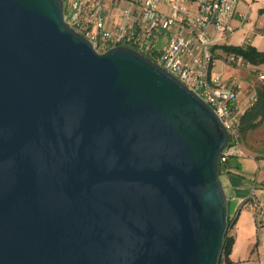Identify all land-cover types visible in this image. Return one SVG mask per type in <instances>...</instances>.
Wrapping results in <instances>:
<instances>
[{
	"label": "water",
	"instance_id": "95a60500",
	"mask_svg": "<svg viewBox=\"0 0 264 264\" xmlns=\"http://www.w3.org/2000/svg\"><path fill=\"white\" fill-rule=\"evenodd\" d=\"M227 142L166 69L97 52L63 0H0V264H218Z\"/></svg>",
	"mask_w": 264,
	"mask_h": 264
},
{
	"label": "built area",
	"instance_id": "2783aa9c",
	"mask_svg": "<svg viewBox=\"0 0 264 264\" xmlns=\"http://www.w3.org/2000/svg\"><path fill=\"white\" fill-rule=\"evenodd\" d=\"M238 0H63L64 18L93 48L103 53L126 46L148 57L194 91L221 119L228 142L219 163L243 154L241 119L247 108L237 103L239 78L223 81L213 69L216 36L233 32ZM214 29V35L210 33ZM161 45L158 47V45ZM229 64L243 65L229 54ZM257 77L264 79L262 72ZM257 98L252 95L250 108ZM256 210L259 204L246 201Z\"/></svg>",
	"mask_w": 264,
	"mask_h": 264
},
{
	"label": "crops",
	"instance_id": "0c3cea01",
	"mask_svg": "<svg viewBox=\"0 0 264 264\" xmlns=\"http://www.w3.org/2000/svg\"><path fill=\"white\" fill-rule=\"evenodd\" d=\"M232 25V33L216 36L213 52L217 60L213 71L219 73L223 81L233 77L240 79L242 88L237 103L248 110L250 97L257 98V89L264 84V79L257 77V71L264 75V64H229L225 61L229 54L223 47L250 46L264 51V0H238ZM210 33L214 35L213 27ZM241 146L243 154L229 158L220 170L231 223L228 231L234 238L230 259L234 264H264V119L242 134ZM231 201L236 208L232 219ZM246 201L257 203L259 207L248 209L244 205Z\"/></svg>",
	"mask_w": 264,
	"mask_h": 264
},
{
	"label": "trees",
	"instance_id": "16d2710c",
	"mask_svg": "<svg viewBox=\"0 0 264 264\" xmlns=\"http://www.w3.org/2000/svg\"><path fill=\"white\" fill-rule=\"evenodd\" d=\"M223 50L227 54H233L241 56L245 62L250 64H264V51L259 52L250 46L239 47H223ZM264 119V84L257 89V100L253 106H251L243 115L241 119V133L244 134L247 131L257 127ZM228 161V160H227ZM226 161V162H227ZM225 162V163H226ZM225 163H219V175L222 165ZM231 223L228 216V228L224 235L222 251L219 257L218 264H234L230 259V253L233 246L234 238L229 234V227Z\"/></svg>",
	"mask_w": 264,
	"mask_h": 264
},
{
	"label": "rangeland",
	"instance_id": "374dc122",
	"mask_svg": "<svg viewBox=\"0 0 264 264\" xmlns=\"http://www.w3.org/2000/svg\"><path fill=\"white\" fill-rule=\"evenodd\" d=\"M161 45L159 44L158 47H160ZM236 212V208L234 207V201H231L229 204V214H230V218L232 219L235 215Z\"/></svg>",
	"mask_w": 264,
	"mask_h": 264
}]
</instances>
